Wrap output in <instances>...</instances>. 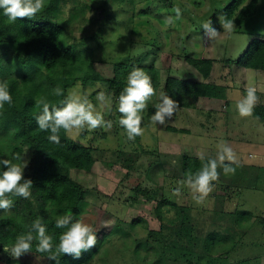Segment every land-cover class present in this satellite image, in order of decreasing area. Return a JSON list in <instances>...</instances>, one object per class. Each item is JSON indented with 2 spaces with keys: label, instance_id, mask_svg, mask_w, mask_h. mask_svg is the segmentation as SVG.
<instances>
[{
  "label": "rangeland",
  "instance_id": "obj_1",
  "mask_svg": "<svg viewBox=\"0 0 264 264\" xmlns=\"http://www.w3.org/2000/svg\"><path fill=\"white\" fill-rule=\"evenodd\" d=\"M48 1L45 0L44 8ZM231 2L59 0L57 14L50 13L52 19L64 24L66 40L77 46L80 58L92 59L97 74L111 78L116 64L124 62L135 66L155 65L161 71L162 86L142 114L144 131L135 141H128L124 129L118 125L119 95L116 93L110 94L111 109L97 106L106 120L113 121L111 129L67 134L70 140L89 143L96 148L91 172H72L74 178L90 190L87 206L81 207L74 217H85L98 235L109 233L104 246L87 264H186L168 261L163 254L159 235L161 221L156 215L157 202L162 199L179 205L189 204L192 223L200 235L224 230L233 218L230 213L251 212L247 221L235 226L244 234L243 245L223 256L229 264H264V123L253 114L241 118L235 109L236 101L248 86L257 88L258 104H264V70L237 63L255 35L264 37V3H258L256 12L244 23L234 22L235 31L229 35L223 31L219 18L224 17V8ZM177 5L182 14L174 18ZM169 17L174 19L169 22ZM209 20L220 32L214 40L205 39L200 31V26ZM188 56L213 59V69L207 80L188 62ZM168 76L224 85L226 97L189 99L190 107L177 106L171 120L164 125L153 124L149 118L155 111L151 109L159 102ZM73 89L86 92L94 105L98 90L108 93L106 83L99 80L87 85L79 80L70 91ZM172 127L182 130L175 131ZM1 136L2 132L0 144ZM222 140L237 154L235 174L225 176L223 170L218 169L220 177L202 206L195 205L187 188H182L179 194L174 193L173 189L178 187L176 182L187 174L183 172V154L203 157L201 168L216 156L215 144ZM30 159L25 153L17 162L21 165L27 162L26 179ZM10 199L13 207L8 211L0 210V218L17 210L28 219L33 206L27 205V200L21 197L11 196ZM164 214L166 219L175 218L176 209ZM138 218L142 221L135 223ZM3 249L0 264H7V259L13 257L5 251L9 246ZM218 253L216 249L212 256ZM203 256L201 264H207L211 255L204 253ZM16 259L30 261L27 253Z\"/></svg>",
  "mask_w": 264,
  "mask_h": 264
},
{
  "label": "trees",
  "instance_id": "obj_2",
  "mask_svg": "<svg viewBox=\"0 0 264 264\" xmlns=\"http://www.w3.org/2000/svg\"><path fill=\"white\" fill-rule=\"evenodd\" d=\"M244 2L245 0H232L224 8V17L231 18L239 25L244 23L256 12L258 0ZM58 5L59 0H49L46 8L35 17L18 18L16 22H10L0 15V81L8 83L14 101L12 105L6 104L0 109V158H13L14 162H19L25 153L30 155L31 164L26 177L33 181L32 196L26 199L27 205L33 206L29 218L25 219L23 212L17 210L0 218V251L5 246L10 248L16 236L29 231L32 222L37 218L42 220L58 243L59 234L63 230L55 228L56 217L62 213L75 216L88 202L89 188L74 178L72 172H91L96 161V148L89 143L70 140L63 129L59 133L61 143H50L47 133L41 131L34 120V116L42 111V106L35 101L46 98L50 105L59 106L63 97L52 95L51 90L59 86L67 94L79 80L84 85L97 80L103 81L109 94L119 95L126 85L127 74L135 66L127 62L117 63L115 74L111 78L97 74L92 59L88 57L86 61L80 58L76 51L77 46L66 40L64 24L49 16L50 13L57 14ZM187 60L204 80L210 77L213 59L188 56ZM237 63L246 68L264 70V38H253L245 53L237 59ZM137 67L143 68L151 76L155 93L158 92L162 86L160 69L155 65ZM204 80L168 76L162 87V95L166 94L172 103L183 107L191 106L189 99L226 97L224 85ZM151 111L154 112L155 108ZM253 115L264 123V104L256 105ZM171 129L182 130L176 127ZM8 135L12 142H7ZM16 156L20 160H15ZM200 165L199 157L183 154L184 173L189 170L195 172ZM190 208L189 204L179 205L168 199L157 202L156 215L161 221L159 235L167 260L201 264L205 253L211 255L205 262L207 264L215 261L229 264L227 257L223 255L233 253L238 246L243 245L244 240L243 232L236 230L235 226H241L252 213L246 210L230 213L233 218L224 230H211L200 235L192 223ZM173 209H176V217L166 219L164 213ZM80 219L85 221V217ZM140 221L142 218L134 220L135 223ZM96 235L97 243L91 249L83 251L79 258L61 254L58 256L59 264L89 263L109 237L106 232ZM216 249H219L218 256L213 257L212 252ZM27 256L30 261L25 260L28 258H10L7 259V264H57V261L49 260L46 254L35 251V241L32 252L27 253Z\"/></svg>",
  "mask_w": 264,
  "mask_h": 264
},
{
  "label": "clouds",
  "instance_id": "obj_3",
  "mask_svg": "<svg viewBox=\"0 0 264 264\" xmlns=\"http://www.w3.org/2000/svg\"><path fill=\"white\" fill-rule=\"evenodd\" d=\"M264 3V0H258ZM45 6V0H0V15L10 22H16L18 18H33ZM175 17L182 14L181 8L175 6ZM173 17H169L171 22ZM220 24L223 31L229 35L235 31V23L231 18L220 17ZM205 39L214 40L219 31L209 20L200 26ZM245 94L236 101L235 109L241 118L250 117L254 108L260 101L255 86L245 88ZM51 94L63 97L59 106L50 105L46 98L36 100V104L42 106V111L34 116L37 127L47 133V140L50 143L60 144L59 135L61 129L65 134L73 131L94 130L113 127L111 119H105V114L97 110V106H107L111 109V95L105 90L95 93L94 105L89 95L82 93L78 89H73L67 94L59 86L51 90ZM151 76L141 67L134 66L126 76V85L121 90L118 97V107L116 111L120 113L118 125L124 129L128 141H135L143 134L142 128L143 112L148 107L155 96ZM14 103L13 96L6 81H0V109ZM155 112L151 114L150 121L153 124L164 125L176 115L177 106L172 103L166 94L160 97L158 103L153 104ZM216 156L208 159L201 168L195 172L189 170L185 177L177 181L178 187L173 192L179 194L182 188H187L195 205L202 206L215 187L214 182L220 177V171L228 176L234 175L237 162V154L227 141H218L215 144ZM20 160L19 156L14 158ZM203 159V157H201ZM23 165L14 162L13 158H0V210L8 211L13 207L11 196L28 199L32 196L33 181L25 178V168ZM55 228L62 229L59 234L58 243L55 242L52 234L48 232L47 226L40 218L34 220L29 231L16 236L9 249H5L13 258H20L22 255L32 252L35 241V251L46 254L49 260L57 261L61 254L73 255L79 258L83 251L91 249L97 243L96 230L93 225L83 219H77L72 214L62 213L55 219Z\"/></svg>",
  "mask_w": 264,
  "mask_h": 264
},
{
  "label": "crops",
  "instance_id": "obj_4",
  "mask_svg": "<svg viewBox=\"0 0 264 264\" xmlns=\"http://www.w3.org/2000/svg\"><path fill=\"white\" fill-rule=\"evenodd\" d=\"M257 37V35L254 36V38ZM260 38V37H259ZM264 38V37H263ZM251 69V68H250Z\"/></svg>",
  "mask_w": 264,
  "mask_h": 264
}]
</instances>
